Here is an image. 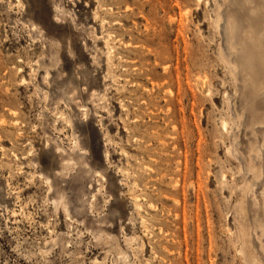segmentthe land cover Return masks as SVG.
Returning a JSON list of instances; mask_svg holds the SVG:
<instances>
[{"label":"rangeland","instance_id":"rangeland-1","mask_svg":"<svg viewBox=\"0 0 264 264\" xmlns=\"http://www.w3.org/2000/svg\"><path fill=\"white\" fill-rule=\"evenodd\" d=\"M263 54L264 0H0V264H264Z\"/></svg>","mask_w":264,"mask_h":264},{"label":"bare ground","instance_id":"bare-ground-1","mask_svg":"<svg viewBox=\"0 0 264 264\" xmlns=\"http://www.w3.org/2000/svg\"><path fill=\"white\" fill-rule=\"evenodd\" d=\"M231 19H232V17H231ZM239 26H240V24H239ZM231 38H233V36H232V34H231ZM254 38L258 41L259 40V38H260V34H256L255 36H254ZM253 39V38H252ZM244 40V39H243ZM251 42V41H250ZM253 43V42H252ZM255 43V42H254ZM244 44V43H243ZM236 47L238 48V47H242V48H245L243 45H241L240 44V42H239V40H238V43H234V45H233V49H236ZM257 47V46H256ZM108 57V56H107ZM252 58V57H251ZM247 61V60H246ZM258 63H259V65H260V67L261 68H263L264 69V54H263V56L261 57V58H259V60L257 61ZM251 70V69H250ZM246 76H249V74L248 73H246ZM251 82V84H252V86H253V90H254V94H256V93H258L260 90L262 91V89L264 88V78H263V80L262 81H250ZM261 124H264V121H262V122H260ZM254 124H256L255 123V121L253 120V125ZM76 144V143H75ZM75 147V146H74ZM61 152V151H60ZM29 155V154H28ZM254 158V157H253ZM256 158V157H255ZM255 158H254V160H255ZM252 177V176H251ZM247 189V188H246ZM247 191V190H246ZM241 211V210H240ZM243 212V211H242ZM250 230V229H249ZM259 230V229H258ZM261 234H263V237H264V228L262 227V229H261ZM244 236H246V233L244 232L243 233V235H242V237H244ZM260 240V239H259ZM243 244H244V242H243ZM261 244V243H260ZM253 251V250H252ZM248 256H249V258L251 259V262H252V264H256L255 263V259H254V256L252 255V254H248ZM245 261H246V259H245ZM258 264V263H257Z\"/></svg>","mask_w":264,"mask_h":264}]
</instances>
